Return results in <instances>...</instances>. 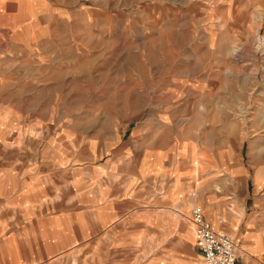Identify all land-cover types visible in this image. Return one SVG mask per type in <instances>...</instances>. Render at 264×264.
<instances>
[{"label": "rangeland", "instance_id": "1", "mask_svg": "<svg viewBox=\"0 0 264 264\" xmlns=\"http://www.w3.org/2000/svg\"><path fill=\"white\" fill-rule=\"evenodd\" d=\"M263 44L264 0H2L1 117L37 148L45 140L50 153L63 151L67 191L76 174L83 205L91 177L98 191L120 186L155 150L160 168L179 177L178 192L185 170L191 198L201 180L216 185L219 176L226 208L241 215L245 200L264 195ZM148 183L139 209L145 233L135 242L121 235L116 243L129 247L113 250V227L103 229L87 263L203 264L195 238L192 246L185 235L195 236L193 203L183 209L180 198L169 226V207L154 201L163 189ZM136 217L119 221L128 230ZM159 217L156 231L150 220ZM169 247L179 255L170 257Z\"/></svg>", "mask_w": 264, "mask_h": 264}, {"label": "crops", "instance_id": "2", "mask_svg": "<svg viewBox=\"0 0 264 264\" xmlns=\"http://www.w3.org/2000/svg\"><path fill=\"white\" fill-rule=\"evenodd\" d=\"M1 111L0 104V264H68L64 259L75 256L85 261L86 257L97 254L101 246L98 234L103 229L109 230L110 226L114 233L113 250L128 248L116 242L124 234L135 242L140 232L145 233L146 221L140 216L139 209L146 207L149 180H153L155 189L158 186L163 189L156 192L154 201L164 200V206L169 207L170 217L165 218V224L176 225L175 212L180 198H185L181 199L183 209L193 203L190 218L194 202L201 204L211 221H218L221 215L230 218L222 226L233 231L237 239L238 264H264V195H254L251 203L245 200L242 203L245 213L231 218L226 208L224 178L220 180L218 176L216 185L209 184L210 178L201 180L198 196L191 198L189 191L193 180L189 172L185 170L184 177L180 176L185 179V190L178 192L179 177L176 174L170 176L171 169L169 172L162 170L159 155L151 150L142 160L138 175H127L122 182L124 185L106 183L98 191L93 185L94 177H91L89 200L83 205L82 180L76 174L68 180L67 191L63 151L50 153L49 148H45L48 144L45 140L41 148H37L32 137L21 138L15 123L10 119L3 120ZM26 145L31 148L25 151ZM162 207L161 203L158 208ZM134 215L137 217L128 223L130 227L126 230L119 219ZM150 224L157 231L161 229L162 220L159 217V222L154 219ZM156 231L154 235H160ZM185 235L194 246L195 236L190 231ZM178 238L176 228L169 233L170 245L176 246ZM167 252L170 257L179 255L178 248L169 247ZM150 256L157 258L160 252ZM85 264L98 263L96 259Z\"/></svg>", "mask_w": 264, "mask_h": 264}, {"label": "built area", "instance_id": "3", "mask_svg": "<svg viewBox=\"0 0 264 264\" xmlns=\"http://www.w3.org/2000/svg\"><path fill=\"white\" fill-rule=\"evenodd\" d=\"M191 221L194 225L195 244L203 258V264H238L237 239L227 232L221 225L209 220L201 205H194L191 210Z\"/></svg>", "mask_w": 264, "mask_h": 264}, {"label": "bare ground", "instance_id": "4", "mask_svg": "<svg viewBox=\"0 0 264 264\" xmlns=\"http://www.w3.org/2000/svg\"><path fill=\"white\" fill-rule=\"evenodd\" d=\"M264 45V44H263ZM236 51V50H235ZM230 214L233 216V215H236L237 216V214H240V213H238V212H235V211H230ZM242 215V214H241ZM225 221V220H224Z\"/></svg>", "mask_w": 264, "mask_h": 264}]
</instances>
